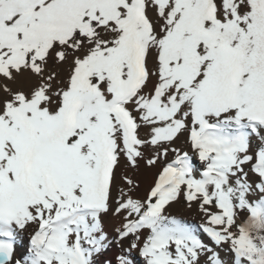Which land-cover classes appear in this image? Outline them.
<instances>
[{"label": "snow or ice", "instance_id": "snow-or-ice-1", "mask_svg": "<svg viewBox=\"0 0 264 264\" xmlns=\"http://www.w3.org/2000/svg\"><path fill=\"white\" fill-rule=\"evenodd\" d=\"M0 264H264V0H0Z\"/></svg>", "mask_w": 264, "mask_h": 264}, {"label": "rangeland", "instance_id": "rangeland-1", "mask_svg": "<svg viewBox=\"0 0 264 264\" xmlns=\"http://www.w3.org/2000/svg\"><path fill=\"white\" fill-rule=\"evenodd\" d=\"M185 215H188L187 213H185Z\"/></svg>", "mask_w": 264, "mask_h": 264}]
</instances>
